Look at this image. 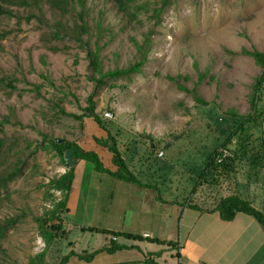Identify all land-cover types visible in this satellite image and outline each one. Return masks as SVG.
Masks as SVG:
<instances>
[{
  "label": "rangeland",
  "instance_id": "obj_1",
  "mask_svg": "<svg viewBox=\"0 0 264 264\" xmlns=\"http://www.w3.org/2000/svg\"><path fill=\"white\" fill-rule=\"evenodd\" d=\"M42 2L39 9L18 8L11 18L0 16V33H5L0 38V264H27L41 251L47 264H56L69 251L84 256L110 246V235L81 229L88 226L137 234L147 230L165 242L176 240V208L166 218L164 209L149 212L146 203L160 194L187 204L192 188L205 182L261 203L264 122L260 128L245 123L244 133L233 137L240 155L230 172L203 171L229 132L254 110L264 115V91H255L264 65L243 52H264V0H141L148 10L134 18L108 0H86L82 20L77 6L61 11ZM156 9H161L158 15ZM94 53L102 73L145 61L139 72L98 83ZM90 97L100 124L84 115ZM109 135L128 164L143 162L145 170L137 178L157 191L145 193L78 160L66 196L69 211L61 213L66 233L45 249L35 218L63 198L47 185L69 170L50 141L95 149L114 171L112 155L95 140L111 144ZM87 172L94 185L80 209ZM207 190L202 188L201 196L216 198ZM7 219L15 223L7 225ZM115 242L129 248L98 252L90 262L72 256L66 264H161L163 254L176 251L121 237Z\"/></svg>",
  "mask_w": 264,
  "mask_h": 264
},
{
  "label": "trees",
  "instance_id": "obj_2",
  "mask_svg": "<svg viewBox=\"0 0 264 264\" xmlns=\"http://www.w3.org/2000/svg\"><path fill=\"white\" fill-rule=\"evenodd\" d=\"M43 0H0V16L11 18L13 14L14 9L18 8H27V7H36L37 9L40 8ZM52 8L59 9L61 11H64L65 9H71L75 10V6L78 7V18L80 20L83 19V10L85 8L86 0H45ZM112 2L118 12L123 14L124 16H129V18H134L137 16L141 11L145 12L148 10V8L145 6V3L138 2L141 0H108ZM163 4H166L168 0H162ZM161 11V9H156L155 14L158 15V12ZM28 20V19H27ZM83 25L80 26V30H83ZM58 33V32H53ZM56 35V34H55ZM5 37V33L2 35L0 33V38ZM244 53L253 56L255 58V61L259 65H264V52L260 53L258 51L253 52H247L243 51ZM144 58H141L140 61H138L133 66L128 67L127 69H114L111 71H107L105 73H102L101 67L96 59V53L93 54L92 64L94 66L95 72L98 74L99 79H97L96 82L102 83L104 78H115L121 75L126 74H132L139 72L142 65L144 64ZM263 76H261L255 86V91L259 90L261 87L264 91V83H263ZM192 96L194 97L195 101L198 103H201V99L197 96V94L192 91ZM255 100V97L253 98V101ZM256 102V100H255ZM62 111V110H61ZM86 113L84 114L87 118H92L93 121L96 123H99V118L94 113V104L92 101V98L90 97L88 99V106L86 108ZM63 112V111H62ZM77 117V116H76ZM264 122V115H262V111L254 110L253 114H250L247 119L244 120V122H241L236 130H234V133L229 132L227 137L224 138L222 142V148L218 149L214 148L213 152L209 155L208 160L205 163V168L203 173H205L208 169L213 167V170H215L217 176H221L222 174H227L230 172V166L234 164L235 158H237L238 155H240V147H235L233 141V137H236L239 133H244L245 123L248 126H251V124L255 128H260L262 126V123ZM235 134V136H234ZM108 138L111 140V144H109L108 140H101L95 139L97 144L106 149L112 156L110 158L111 163L116 167V170H111L109 167H106L103 162L101 161L99 155L92 149L85 150L81 148L78 144L74 142H68L63 141L61 144L57 143V140L50 141V145L52 148L57 152V154L60 156L61 160L64 162V153L67 150H70L72 153V159L74 163H77L78 160L89 162L92 164L93 169L98 173H104L107 174L115 179L128 182V183H135L138 186L141 187H148L143 185L140 181L137 180V178L128 170V167L125 163V160L122 158V155L117 147V144L115 140L109 135ZM227 150L230 153V157H227L224 159L223 162L217 163L216 158L220 152V150ZM206 174V173H205ZM13 176V173H9L1 180V184L3 182L5 183L7 180H9ZM73 178V167L69 168V170L62 174L61 176L51 179L49 184L47 185L48 188L59 191L63 193V198L58 200L53 207L44 213L42 216H38L35 218V221L37 223V231L41 239L43 240L45 244V249H48L52 246L55 239L58 237L63 236L66 232L62 226V219H61V213L64 211H69V208L67 206V194L69 192V188L72 182ZM196 189V186L192 188L191 193H194ZM220 217L223 220H231L237 213L242 212L248 215L253 216L258 223L263 227L264 229V211H259L252 207L250 203L245 200L244 198L231 194L226 197H223L218 202L216 208ZM7 225H12L15 223L14 219H7L6 220ZM2 228V226L0 227ZM83 231L88 232H95V233H102L110 235L111 237L117 238L121 237L127 240H133V241H146L148 243H155V244H167L169 246H173L174 243L172 241H162L157 238H151L149 236H142L135 233L130 232H122V231H113L105 228H94V227H85L81 228ZM1 235V232H0ZM110 246L104 247L98 251L91 252L88 255H79L76 254L74 251H69L67 254L63 255L59 261L56 264H66L68 263L69 259L72 256L77 257L80 260H84L86 262L92 261L96 253L105 251L107 253H115L116 251H121L124 249H128L129 247L115 242V239H110ZM135 247V246H131ZM45 252L41 251L31 257L27 264H47L45 262ZM148 264H159L156 261L150 260L147 262Z\"/></svg>",
  "mask_w": 264,
  "mask_h": 264
},
{
  "label": "crops",
  "instance_id": "obj_3",
  "mask_svg": "<svg viewBox=\"0 0 264 264\" xmlns=\"http://www.w3.org/2000/svg\"><path fill=\"white\" fill-rule=\"evenodd\" d=\"M93 150L95 151V149ZM125 163L128 170L136 178L137 174H143L145 170L141 160L136 161L134 164H128L126 161ZM135 167L139 169H135ZM84 178L82 186L86 182L87 189L85 190L84 188L83 192L82 188L80 190V209L83 207L85 209L86 203H88L89 189L91 190V187L94 185L92 182L94 177L90 172L84 174ZM137 180L148 187H141L135 183H125L134 184L142 191H145V193L151 189L155 191L158 189L153 183L143 182L138 178ZM102 181V178L95 181L96 189L94 188V191L98 192V187ZM205 184L206 182L199 185V189L196 187L197 190L195 189L187 204H182L177 198H163L160 194L156 196L157 198L152 201V204L146 203V208L149 212H157L164 209L166 218L170 216L169 209L176 208L177 212L179 234L176 240H167L174 243L173 248H176V251L172 250L162 256L160 255L161 264H264V229L258 221L253 216L242 212L237 213L231 220L226 221L220 217L219 212L215 209L221 198L231 194L238 195L239 191L235 189L233 191H223L225 189L220 188L221 184L219 183L210 186L211 188ZM202 188H207V191L211 190L216 198L201 196L200 191ZM242 195L247 197L244 199L252 207L259 211H264V192L261 197V203L258 205L255 204L256 202H253L249 194L245 193ZM92 206H94L93 203ZM109 230L127 232L117 228ZM138 234L157 238L147 230L141 231V234ZM157 239L163 241L161 238ZM137 242L147 243L146 241Z\"/></svg>",
  "mask_w": 264,
  "mask_h": 264
},
{
  "label": "water",
  "instance_id": "obj_4",
  "mask_svg": "<svg viewBox=\"0 0 264 264\" xmlns=\"http://www.w3.org/2000/svg\"><path fill=\"white\" fill-rule=\"evenodd\" d=\"M262 79H263V83H264V74H263ZM107 115L108 116H112L111 113H107ZM62 142H63L62 139H57V143L58 144H61ZM64 162L69 168H71L74 165V161L72 159V153H71L70 150L65 151V153H64Z\"/></svg>",
  "mask_w": 264,
  "mask_h": 264
},
{
  "label": "built area",
  "instance_id": "obj_5",
  "mask_svg": "<svg viewBox=\"0 0 264 264\" xmlns=\"http://www.w3.org/2000/svg\"><path fill=\"white\" fill-rule=\"evenodd\" d=\"M157 155L161 156L162 152H159ZM230 156L231 155H230V153L227 150L222 149V150H220V152H219V154H218V156L216 158V162L217 163H221V162L224 161L225 158L230 157ZM112 238L115 239L114 237H112Z\"/></svg>",
  "mask_w": 264,
  "mask_h": 264
}]
</instances>
